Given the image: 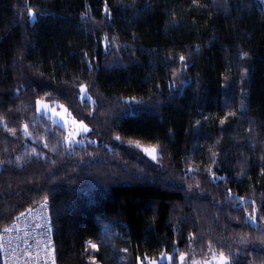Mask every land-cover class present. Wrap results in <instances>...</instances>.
<instances>
[{
    "label": "trees",
    "instance_id": "trees-1",
    "mask_svg": "<svg viewBox=\"0 0 264 264\" xmlns=\"http://www.w3.org/2000/svg\"><path fill=\"white\" fill-rule=\"evenodd\" d=\"M42 202L56 264H264V0H0V235Z\"/></svg>",
    "mask_w": 264,
    "mask_h": 264
},
{
    "label": "built area",
    "instance_id": "built-area-1",
    "mask_svg": "<svg viewBox=\"0 0 264 264\" xmlns=\"http://www.w3.org/2000/svg\"><path fill=\"white\" fill-rule=\"evenodd\" d=\"M2 231L0 245L4 264H52L53 228L49 204L42 202L13 219ZM5 228V229H6Z\"/></svg>",
    "mask_w": 264,
    "mask_h": 264
},
{
    "label": "rangeland",
    "instance_id": "rangeland-1",
    "mask_svg": "<svg viewBox=\"0 0 264 264\" xmlns=\"http://www.w3.org/2000/svg\"><path fill=\"white\" fill-rule=\"evenodd\" d=\"M81 98H90L87 88L86 94L81 92ZM37 113L39 117L44 116L50 119L53 123L61 126L66 131V143L69 147H78L93 141L90 137V126L73 117L67 108L59 101L39 99L37 101ZM82 125H86L88 131H84ZM219 256L220 253L215 251H210L207 255L201 257L191 255L185 257L184 264H193V262L205 264V261L210 262V264H219ZM155 260L159 262L160 258Z\"/></svg>",
    "mask_w": 264,
    "mask_h": 264
},
{
    "label": "snow or ice",
    "instance_id": "snow-or-ice-1",
    "mask_svg": "<svg viewBox=\"0 0 264 264\" xmlns=\"http://www.w3.org/2000/svg\"><path fill=\"white\" fill-rule=\"evenodd\" d=\"M193 2L195 3V0H193ZM28 14H29L30 18H34L35 17V13L30 8L28 9ZM179 59L181 61H183L185 58L183 56H181ZM80 91L86 94V86L81 87ZM229 115H232V114L230 113ZM226 118H227V116L225 117V119ZM223 122L224 121L222 120L221 123H223ZM25 128H27V126H25ZM82 128H83L84 131H88L86 125H82ZM116 139L119 140L120 137L117 136ZM135 147L140 149L142 152H144L153 161L158 159V155L159 154L157 152V146H154V147H151V148L143 147L137 141V142H135ZM229 195H231L230 190H229ZM253 204H254V201H253ZM22 215H23V213H22ZM248 219L251 220L253 223L256 222V217H255L254 214H250ZM11 230L12 229H10V228L4 229L5 232H9ZM86 244H87L88 247H90L92 249H95V250H98V245L97 244H95V243H93L91 241H87ZM49 251L51 253L52 264H55L54 249H50ZM229 259L230 258L228 256H225L224 253L221 252L220 256H219V264H229ZM172 260H173V257L171 255H168L166 253H162L161 256H160L159 262L157 260H155V259L147 260V258H145V260H141L139 257H137V264H145V261H147V264H165V262H166V264H171ZM184 261H185V256L183 254L179 255L178 264H184ZM93 264H95L94 260H93ZM193 264H198V262H193ZM205 264H210V262L205 261Z\"/></svg>",
    "mask_w": 264,
    "mask_h": 264
}]
</instances>
